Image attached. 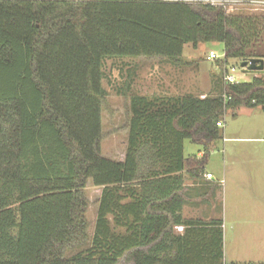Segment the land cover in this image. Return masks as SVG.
Wrapping results in <instances>:
<instances>
[{
	"label": "trees",
	"instance_id": "16d2710c",
	"mask_svg": "<svg viewBox=\"0 0 264 264\" xmlns=\"http://www.w3.org/2000/svg\"><path fill=\"white\" fill-rule=\"evenodd\" d=\"M263 33L261 15L185 0H0V264H264L227 262L222 219H183L180 195L185 168L200 180L220 117L264 115V77L220 79L204 98L144 96L129 94L132 69L124 159L101 154L105 59L177 62L186 45L220 43L223 71L264 60ZM88 182L101 189L91 236Z\"/></svg>",
	"mask_w": 264,
	"mask_h": 264
},
{
	"label": "rangeland",
	"instance_id": "374dc122",
	"mask_svg": "<svg viewBox=\"0 0 264 264\" xmlns=\"http://www.w3.org/2000/svg\"><path fill=\"white\" fill-rule=\"evenodd\" d=\"M236 11L264 17V10ZM262 40L264 43V33ZM210 50L219 56L223 54L222 44L217 43L203 44L196 48L186 45L177 62H167L159 57L105 59L101 82L106 92L101 110L102 156L113 161L123 158L127 138L124 109L128 105V98L122 96L120 90L130 70L135 69L134 76H131V95L193 94L204 98L211 91L212 85L218 86L222 78L219 63L204 60ZM237 62L239 60H224L223 65H232L236 78L241 82L250 83L253 77H264V68L261 72H249L239 68ZM219 121L223 124L220 129L222 137L212 143L202 169L204 179L208 182L202 176L197 180L209 184L213 191L210 196V188L206 189L199 196L204 204L187 208L188 213L192 217L200 218L203 215L207 219L212 213L214 218L222 219L223 251L227 262H264V115L259 109L240 108L233 113L227 112ZM199 151L204 152L202 147L188 141L186 152L189 156H197ZM206 174L211 177L205 178ZM99 191L88 182L85 196L89 203V236L96 218ZM197 193L191 191L190 198H197ZM209 200L210 204L207 202Z\"/></svg>",
	"mask_w": 264,
	"mask_h": 264
},
{
	"label": "built area",
	"instance_id": "2783aa9c",
	"mask_svg": "<svg viewBox=\"0 0 264 264\" xmlns=\"http://www.w3.org/2000/svg\"><path fill=\"white\" fill-rule=\"evenodd\" d=\"M175 2L176 0H169ZM189 4H203L210 5L214 8L221 9L224 12H232L238 9H247L249 11L264 10V0H185ZM224 55H216L214 51L207 52L205 59L207 61H215L223 59ZM222 81L224 84H239L241 83L235 76V68L232 65L225 64L222 71ZM217 127H222L223 124H216ZM209 174L205 175V178H210ZM177 230H181L182 227H176Z\"/></svg>",
	"mask_w": 264,
	"mask_h": 264
},
{
	"label": "crops",
	"instance_id": "0c3cea01",
	"mask_svg": "<svg viewBox=\"0 0 264 264\" xmlns=\"http://www.w3.org/2000/svg\"><path fill=\"white\" fill-rule=\"evenodd\" d=\"M125 128H126V126H125ZM126 131H127V128L125 129ZM127 136V135H126ZM127 139V138H126ZM188 143V141H185L184 142V144H183V147H184V156H185V158H187L190 154H187V152H186V144ZM125 150V149H124ZM201 152L199 151L198 153H197V157L199 158L200 156H201ZM123 159H124V154H123V158L122 159H120V162H122L123 161ZM187 168H185L182 172H181V175H182V178L184 179V182H183V190H182V192H180V195L181 196H183V199H184V205H183V207H182V212H181V214H182V218L183 219H186V220H190V219H200V218H202L201 220H203V221H207V220H210V219H213L214 218V216L212 215V213H211V216L209 215V218L207 219V218H205V216H203V215H201V217L199 218V217H192V216H189V213H188V209H189V207H191V208H196L197 207V205L199 204L200 206L202 205V204H204V200L203 201H201L200 200V198H199V196H201V195H203L204 194V192L206 191V189H208V188H210V189H208V195H210L211 196V192L213 191V189L211 190V186L208 184H204V181L202 180V182H199V181H195V180H191L190 179V177H189V174H188V172H187V170H186ZM202 177H203V179H204V174H202ZM190 180H191V184H189V182H190ZM206 182H208L206 179H204ZM100 191L99 192H101V189L100 188H98ZM191 191H193V192H199V193H197L195 196H197V198H190V192ZM205 197V196H204ZM98 199H99V197H98ZM210 199V198H209ZM200 200V201H199ZM98 201V200H97ZM129 202V200L128 199H124L123 201H122V203H128ZM209 204H210V200L209 201H207ZM206 203V202H205ZM97 204V203H96ZM97 206H98V204H97ZM188 208V209H187ZM178 227H181V226H178ZM176 229V228H175ZM183 231V228L181 229V230H178L177 231V233L178 234H180L181 232ZM251 261V260H250ZM234 262H246V261H234ZM253 262H263V261H253Z\"/></svg>",
	"mask_w": 264,
	"mask_h": 264
},
{
	"label": "water",
	"instance_id": "95a60500",
	"mask_svg": "<svg viewBox=\"0 0 264 264\" xmlns=\"http://www.w3.org/2000/svg\"><path fill=\"white\" fill-rule=\"evenodd\" d=\"M240 68L245 71L261 72L264 68L263 59H251L240 63Z\"/></svg>",
	"mask_w": 264,
	"mask_h": 264
}]
</instances>
